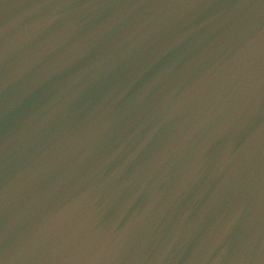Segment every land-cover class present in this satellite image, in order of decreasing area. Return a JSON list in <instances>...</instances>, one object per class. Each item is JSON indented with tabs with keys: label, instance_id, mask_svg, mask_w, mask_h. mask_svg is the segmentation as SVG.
Listing matches in <instances>:
<instances>
[{
	"label": "water",
	"instance_id": "water-1",
	"mask_svg": "<svg viewBox=\"0 0 264 264\" xmlns=\"http://www.w3.org/2000/svg\"><path fill=\"white\" fill-rule=\"evenodd\" d=\"M0 264H264V0H0Z\"/></svg>",
	"mask_w": 264,
	"mask_h": 264
}]
</instances>
